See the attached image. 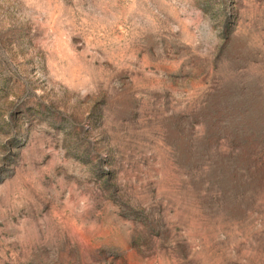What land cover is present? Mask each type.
Listing matches in <instances>:
<instances>
[{
	"label": "rangeland",
	"instance_id": "1",
	"mask_svg": "<svg viewBox=\"0 0 264 264\" xmlns=\"http://www.w3.org/2000/svg\"><path fill=\"white\" fill-rule=\"evenodd\" d=\"M0 264H264V0H0Z\"/></svg>",
	"mask_w": 264,
	"mask_h": 264
}]
</instances>
